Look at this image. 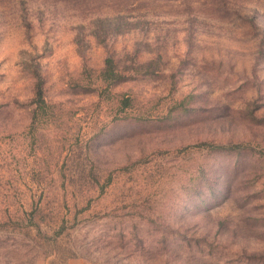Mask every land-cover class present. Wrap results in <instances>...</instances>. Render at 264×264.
<instances>
[{
    "label": "rangeland",
    "instance_id": "1",
    "mask_svg": "<svg viewBox=\"0 0 264 264\" xmlns=\"http://www.w3.org/2000/svg\"><path fill=\"white\" fill-rule=\"evenodd\" d=\"M0 264H264V0H0Z\"/></svg>",
    "mask_w": 264,
    "mask_h": 264
},
{
    "label": "trees",
    "instance_id": "2",
    "mask_svg": "<svg viewBox=\"0 0 264 264\" xmlns=\"http://www.w3.org/2000/svg\"><path fill=\"white\" fill-rule=\"evenodd\" d=\"M112 65H113V60L112 59H108L107 60V69H105V71L103 72V79L104 80L114 79V78L118 77L117 74H114L112 72V68H110V66H112Z\"/></svg>",
    "mask_w": 264,
    "mask_h": 264
}]
</instances>
